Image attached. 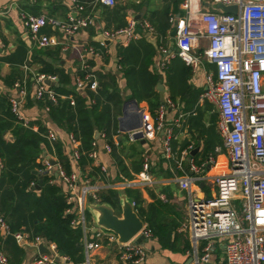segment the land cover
Returning <instances> with one entry per match:
<instances>
[{
    "label": "built area",
    "instance_id": "2783aa9c",
    "mask_svg": "<svg viewBox=\"0 0 264 264\" xmlns=\"http://www.w3.org/2000/svg\"><path fill=\"white\" fill-rule=\"evenodd\" d=\"M70 2V12L64 20L46 14L33 15L24 10L20 11L27 32L40 48L58 44L56 37L41 32L44 27L50 25L63 29L67 35L75 34L83 27L96 24L94 10L98 4L114 6L117 0H70ZM205 4L218 8L213 9ZM220 5H237L238 13L226 12ZM182 10L180 16L174 14L170 16L171 23L177 26L176 52L170 53L166 43L160 45V50L162 54H167L166 56H170L169 53L172 56L176 54L194 71H198L203 66L200 58L202 55H195L196 49L200 47L202 39L207 40L208 46L203 57L214 64L215 70L204 74L205 89L201 94L200 103L209 102L218 111L216 128L227 151L228 168L225 173L214 177L215 192L210 196L199 197L194 184L197 180L208 178L206 174L216 165V157L210 154L201 165L192 162L190 169L193 174L180 179L181 187L187 189L189 193V211L177 231L188 234L191 244L188 253L194 264L208 263L215 241L223 236L228 237L225 242L224 264H264V0H183ZM156 35V28L147 19L132 18L123 27L101 30L104 39L123 43L139 39L141 36ZM88 53L91 56L101 54L94 47H89ZM34 79L35 97L38 100L49 99L56 103L60 95L52 84L58 81V77L36 73ZM46 80L52 84H47ZM76 87L95 93L100 89V83L87 61L81 66ZM14 90L16 94L10 96L11 110L24 125L28 126L30 121L24 118L21 109L23 99L29 92L26 80L17 81ZM70 100L74 105V99ZM88 102L94 104L95 99L88 97ZM44 107L50 111L49 105L46 104ZM131 110L137 115L125 118L128 126L136 125V116L140 117L141 126L127 132L129 142L139 141L136 137L138 133L147 141H155L161 132H164V155L170 159L173 155L174 132L172 127L167 126L166 105H161L155 115L139 104L132 103ZM44 136L54 149L58 141L56 130L47 127ZM69 136L72 142L69 147V158L73 170L68 173L57 157V165L51 164L43 157L41 172L53 176L54 170H57L58 178L66 184L65 195L69 204L74 203L73 193L76 187L82 186L83 205L71 221V225L83 229L84 250L89 262L91 251L101 248L103 243L117 241L118 235L100 227L95 233L98 241L86 237L89 226L86 199L89 195L96 203H100L101 199L99 189L90 185L86 176L79 174L77 165L81 157L79 140L73 133ZM96 145L94 141L89 152L93 159L97 154ZM105 148L111 151L110 144H106ZM2 167L3 161L0 158V169ZM151 168L149 158L144 157L142 171L136 179L125 180L121 185L123 188H135L151 183ZM106 170V167L102 166V171ZM238 202L242 203L241 212ZM133 205L135 207L137 205L135 200ZM66 211L74 213L73 207ZM0 226L10 233V227L2 214ZM140 235L149 239L153 237V231L144 224L137 234ZM14 236L20 244H33L37 247L43 244L47 248L46 252H39L34 264H71L68 256L58 252L57 244L53 241L46 240L40 235L32 236L27 231L16 232ZM201 241L205 242L202 248ZM117 245L121 262L139 264L147 256L148 249L144 241L137 243L134 238ZM0 264H10L8 256L1 250Z\"/></svg>",
    "mask_w": 264,
    "mask_h": 264
},
{
    "label": "crops",
    "instance_id": "0c3cea01",
    "mask_svg": "<svg viewBox=\"0 0 264 264\" xmlns=\"http://www.w3.org/2000/svg\"><path fill=\"white\" fill-rule=\"evenodd\" d=\"M176 1H180L179 9L181 12H170L168 18L170 28L165 36H161L162 34L158 31V25L160 23V18L162 17L161 12L168 4L171 6V9H173ZM182 2L183 0H117L114 6L98 4L94 10L96 17L95 25L85 28L83 27L72 35H67L61 28H54L53 26L48 25L44 27L41 32L56 37L58 39V44L40 48L31 36L29 40L24 38V35L28 32L24 26L20 11L24 10L33 15L46 14L64 20L70 12V0H0V95L10 97L16 94L14 84L17 81L26 80V86L28 87L29 92L23 99V104L21 106L22 115L30 121V123H34L32 127L35 131L38 130L39 123L56 130L58 133L57 142H61L64 154L69 158V147L72 145L69 135L72 132H67L59 128L54 122H52L49 116L50 111H47L44 106H40L38 103V99L35 97L36 82L34 74L43 73L42 69L44 68L57 70L58 76L59 74H63L65 78L67 76V81L64 85V83L62 84L61 80L58 78V81L53 84L64 85L68 90H79L81 93L83 92V95L87 97V104L89 106L96 103L103 86H107L111 90L118 92L119 96L124 100L121 111L115 113V117L117 115L118 129L115 131L114 123L110 127L109 135H107V130L105 131V129H107L106 127L102 130L95 129V132L100 131L99 138L96 139L94 137L97 143L96 158H92V163L85 165L84 168H81L78 161V172L88 178L90 185L99 189V196L100 193L109 188L119 190L120 195L123 193L127 194L125 188L121 185L122 182L125 180L136 179L142 171L144 157H148L152 164L150 171L152 182L132 188V191L134 192L133 196L128 194L127 196L136 201L135 194L139 195L143 200L142 208L144 209V215L147 217L153 215V219L159 220V223L161 224H177L178 226L185 221L189 211V193L187 189L181 187L180 179L192 175V170L190 169L192 162L201 165L206 159H208V156H195L197 153H203L202 151L204 150L205 145L204 139L198 135L196 130L191 129L189 119L190 116H196L199 110H202L204 113L203 120L205 124L209 125L211 122L209 121L211 119H209L210 117L206 112V104L209 102L200 103V97L205 89L204 74L215 70L214 64L208 62L202 55L208 46L207 42L199 54L205 58L204 64H208L211 67L210 70L207 71V69L202 67L198 71H194L191 68L192 72L187 77L189 89L185 93L186 95L182 97L178 96L176 101L170 98L169 86L166 82L167 69L170 65L174 66L179 57L176 54L174 56L170 54L176 52L175 38H172L170 35L173 28L170 16L172 14L180 16V14L183 13ZM206 6L213 9L218 8L211 4ZM132 18L136 20H149L157 31V35L154 37L141 36L139 39H144L152 44L157 52L154 56V64L150 66V69L154 71L155 68L157 72L162 75L159 83L163 84L164 91L158 90V87L157 90L161 93V105L165 104L167 107V126L172 127L174 132V139L172 140L173 155L170 159H167L164 155V132H161L155 141H149L147 148H144V143H141L140 140L138 141L140 144H137L138 142H129L127 134L129 130L122 131L120 128V118L124 115H126L124 116L125 118L137 115L131 110V104L133 103L132 100L135 98L132 96V91L127 84L125 69L121 64L120 50H122V47L128 46L132 41L139 39L131 40L127 43L112 41L110 39H106L110 41H103L104 38L101 36V30L103 28L112 29L118 28L119 26L123 27ZM162 43H166L169 52L172 49V52L169 53L170 56L161 53L160 45ZM89 47H94L101 54L91 56L88 53ZM196 52L198 51L196 50ZM168 59L169 61H167ZM86 61L89 63L90 70L94 73L100 83L98 93L89 90L93 93L92 96H88L86 90H80L76 87V79L79 76L82 64ZM182 61L183 59L181 58L180 63H182ZM186 65L188 66V64ZM26 66L28 68H26ZM30 77H32L31 83L28 82ZM195 94L197 95L196 97H198V95L199 97L195 100L194 107H192L193 109H188V101H190ZM60 97L72 98L75 102L73 94L60 95ZM88 97L94 98L95 103L89 104ZM137 102L140 106L147 108L153 115L147 101L137 100ZM213 113L218 114L217 109ZM136 117L137 121L135 122L137 124L139 122V116ZM128 125L129 124L125 119L124 126L131 127ZM215 131L220 142L217 143L214 152H211L210 154H213L216 157V165L206 174L208 175L207 179L197 180L195 182L194 185L197 188L196 194L199 197L210 196L213 194L216 189L214 177L218 174L225 173L228 168L227 151L223 146V141L217 128H215ZM110 134L111 140L117 148L115 153L111 144V151H107L105 148L106 144H109L108 141L110 139ZM5 138L9 141L14 140V136L11 132H7ZM199 140L202 141L200 151L193 156L191 155V152L198 146ZM146 142L148 141L146 140ZM81 143L82 142L79 140V148L82 146ZM185 143L188 144L183 148ZM41 145L44 152L42 156L37 159L38 163H41L42 158L46 156L56 159L54 152L50 153L45 143H41ZM200 161L203 162L200 164L198 163ZM121 162L127 167L126 170L128 173L132 175L131 179L127 178L123 169L120 168ZM69 163L72 171L73 166L71 160ZM102 166L106 167L107 170L105 172L102 171ZM74 169L77 170L75 166ZM54 174L56 178L53 179L52 182L59 185L65 193L66 184L58 178L56 169L54 170ZM201 174H203V172H201ZM73 194L74 203L72 207L75 214H77L83 205L81 201L82 186H77ZM90 203L96 202H94L92 196L89 195L85 202L86 211L88 209L87 206H89ZM114 208L116 213L121 214V199H119L118 205ZM135 209L138 213L137 205ZM90 214L91 218L88 219L89 226L86 237L92 241H98L95 235L97 230L95 212L90 210ZM139 216L144 220V224L149 225L142 215L139 214ZM90 221H93L92 224H90ZM20 231L25 230L21 229ZM42 233L40 236H42ZM8 235L9 232L0 226V250L8 256L10 264H34V259L40 252L39 247L33 244H20ZM42 237L48 240L45 236ZM172 238V242L177 241L174 249H172V245L166 247L162 244L161 247V242L158 236L153 235V237L149 238L148 241L152 240L156 243L151 246L147 244V254L149 251L156 252L157 246L160 248L159 254H148L145 260L139 264H194L192 257L188 253L191 249V246H187V243L190 242L188 234L179 233L177 231L176 236L173 235ZM227 239L228 237L223 236L216 240L213 250L211 251L210 261L201 264H224L225 242ZM157 242L160 243L157 244ZM200 245L202 248L205 245V242L201 241ZM83 264L128 263L119 260L118 245H114V242H112L110 244L103 243L101 248L91 251L89 262L85 253V261Z\"/></svg>",
    "mask_w": 264,
    "mask_h": 264
},
{
    "label": "trees",
    "instance_id": "16d2710c",
    "mask_svg": "<svg viewBox=\"0 0 264 264\" xmlns=\"http://www.w3.org/2000/svg\"><path fill=\"white\" fill-rule=\"evenodd\" d=\"M179 2L174 3L173 9L169 4L166 5L161 12L162 17L158 25L161 36H165L170 28L168 21L170 12H181ZM156 53L154 46L144 39L132 41L120 50L121 64L125 69L127 84L132 91V96L138 101H147L153 115L162 104L161 93L157 90V84L162 75L155 68L154 71L150 69V66L154 64ZM177 60L181 62V58L178 57ZM180 64L170 65L166 74L170 98L174 101L177 100L178 96L186 95L185 93L189 89L187 77L192 72V67L187 66L183 61ZM42 71L58 76L57 70L54 69L44 68ZM31 78L28 80L29 83L32 82ZM58 78L65 85L67 76L65 78L63 74H59ZM64 85L53 84L52 87L60 95L73 94L75 97L74 105L71 104L69 98L62 97H59L56 103L49 99L38 100V103L40 106L49 105V116L52 122L59 128L72 132L82 142L81 157L78 164L84 168L85 165L93 161L88 153L93 148L95 129L102 130L106 127L105 131L107 130V135H109L110 127L114 123L115 131H117V115L115 117V113L121 111L124 100L118 92L103 86L96 103L89 106L87 97L83 95V92L68 90ZM86 93L88 96L93 95L89 90H86ZM196 96L195 94L191 100L189 99L188 109L194 107V102L199 95ZM212 107V104L207 103L206 112ZM203 118L204 113L199 110L196 116H190L189 119L191 129L196 130L198 135L204 139L203 153H197L196 157L209 156L211 152H214L218 143V136L215 131L218 114L213 113L210 116L209 125L205 124ZM33 124L31 122L28 126L24 125L23 121L19 120L12 112L10 97L0 95V158L3 161V167L0 169V214L6 219L10 227L8 236L12 237L14 241H16L14 233L21 229L30 232L32 236H38L44 232L48 240L57 244L58 252L69 257L71 264H83L85 261L84 232L81 227L71 225V221L76 217L75 212L68 213L66 211L72 207V204L67 202L62 188L52 182L56 178L55 174L53 176L43 174L41 172L43 165L37 162V159L44 152L41 143H45L50 153L54 152L68 173L71 172L70 158L64 154L61 142H57L54 149L52 148L44 136L47 131L46 126L39 123V128L35 131L32 127ZM7 132L12 133L13 141L5 138ZM108 142L113 146L115 153L117 148L111 140V134ZM187 144L185 143L183 148ZM202 162L198 163L201 164ZM120 168L123 169L126 177L131 179L132 175L128 173L123 162L120 163ZM35 171H38V174ZM40 174L43 175L42 183L37 188L36 184L40 181ZM125 192L130 196L134 194L132 188H125ZM135 196L138 213L148 222L153 235L158 236L164 246L172 245L171 247L174 249L177 241L172 242V237L173 235L176 236L180 225L161 224L159 220L153 219V215L147 217L142 208L143 200L138 194ZM100 199L101 203H108L116 207L120 199V192L117 189L109 188L100 193ZM86 215L87 219L91 218L88 210ZM187 246H191L190 242L187 243Z\"/></svg>",
    "mask_w": 264,
    "mask_h": 264
},
{
    "label": "water",
    "instance_id": "95a60500",
    "mask_svg": "<svg viewBox=\"0 0 264 264\" xmlns=\"http://www.w3.org/2000/svg\"><path fill=\"white\" fill-rule=\"evenodd\" d=\"M221 8H223L226 12L231 13H238V6L237 5H220ZM177 33V26L174 25L171 30V37L175 38ZM24 38L29 40L30 35L29 33H26L24 35ZM103 41H110L103 39ZM174 48V45H173ZM172 52V49L170 50ZM46 83L51 85L52 83L49 80H46ZM158 90L164 91V86L162 83L158 84ZM132 102L134 104H138L136 99H133ZM126 114V113H125ZM126 116V115H124ZM120 118V128L122 131H128L131 129L139 128L141 126V119L139 117V122L133 126V127H126L124 126V120L125 117ZM100 135V131L95 132V138L98 139ZM137 139L141 141V143H145L146 139L143 138L141 133L136 134ZM200 138V137H199ZM202 144V141H198V146L191 152V155H195L198 151H200V146ZM47 159L51 162L53 165L58 164V160L46 156ZM36 174H38V171H35ZM193 174V172L191 173ZM42 177L43 175L40 174V181L36 185L37 188L40 187L42 183ZM121 214L116 213L115 208L108 204V203H90L88 207V211L95 212V222H96V229L99 227L111 230L115 232L118 235L117 241L114 242V245L118 243H126L132 239L135 238V241L137 243H141L143 241H148V238H146L144 235L137 236L138 232L143 228L144 226V220L139 216L137 213L135 206L133 205L132 198L128 197L127 194H121ZM93 221H90V224H92ZM42 236H45V233H42ZM39 251L40 253H44L47 251V248L41 244L39 245Z\"/></svg>",
    "mask_w": 264,
    "mask_h": 264
},
{
    "label": "rangeland",
    "instance_id": "374dc122",
    "mask_svg": "<svg viewBox=\"0 0 264 264\" xmlns=\"http://www.w3.org/2000/svg\"><path fill=\"white\" fill-rule=\"evenodd\" d=\"M172 26H174V24H173ZM206 43H207L206 39H202V40H201V42H200V47H199L200 49H198V48L196 49L198 52H196L195 55L200 56L199 52L201 53V49L203 48V46L206 45ZM202 55H204V54H202ZM200 58L202 59V66H203L205 69H207V71L210 70L211 67H210L208 64H204V61H205L204 59H205V58H203L202 56H200ZM175 63L181 65L180 62H178V60H176ZM176 66H177V65H176ZM202 66H201V67H202ZM212 108H213L212 110L207 111V114L209 115V117L212 115V113H213L214 111H216L215 106H213ZM124 135H125V134H124ZM217 138H218V137H217ZM137 142H138V141H137ZM217 142L219 143V139H217ZM137 144H140V143L138 142ZM147 144H149V141L146 142V143H144V146H143V147H144V148H147ZM197 157H199V156H197ZM238 205H239V209H240V212H241V209H242V203H241V202H238ZM89 219H90V218H89ZM154 240H155V239H154ZM154 243H156V242H153L152 240L147 241V242L145 241L146 246H147V244L151 246V245H153ZM158 243H160V242H157V244H158ZM160 245H161V247H162V243H160ZM150 249H151V248H150ZM159 250H160V248L157 246V251H156V252H155V251H153V252H150V251H149L148 254H149V255H151V254H159ZM173 251H177V250H173ZM181 252H182V251H181ZM148 254H147V255H148Z\"/></svg>",
    "mask_w": 264,
    "mask_h": 264
}]
</instances>
